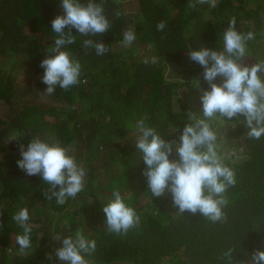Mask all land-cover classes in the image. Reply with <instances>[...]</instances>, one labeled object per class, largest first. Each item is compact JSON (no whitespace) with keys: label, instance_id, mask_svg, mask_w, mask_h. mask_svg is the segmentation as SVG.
Returning a JSON list of instances; mask_svg holds the SVG:
<instances>
[{"label":"trees","instance_id":"16d2710c","mask_svg":"<svg viewBox=\"0 0 264 264\" xmlns=\"http://www.w3.org/2000/svg\"><path fill=\"white\" fill-rule=\"evenodd\" d=\"M188 2L104 0L108 31L84 37L73 29L76 43L63 49L80 61V83L68 90L57 86L46 95L39 65L57 38L51 21L63 14L60 0H0V264H62L54 252L62 245L53 237L74 235L77 229L96 242L86 255L89 264H226L219 257L230 248L234 262L249 264L254 251H264V136L249 138L238 121L235 128L231 121L214 125L216 132L231 126L230 157L224 156L220 139L218 144L237 181L226 193L223 223L199 213L178 214L171 194L152 197L142 174L137 123L143 120L163 138L178 141L188 112L202 110L200 100L193 109L189 100L209 85L188 51L222 50L220 37L234 17L238 31L255 33L245 63L264 60V0H217L215 7L195 8ZM160 21L166 22L163 31H157ZM129 29L136 39L125 47L123 34ZM88 38L104 42L108 52L97 56L94 49L85 50ZM198 79L199 89L193 87ZM33 136L70 146L87 170L84 190L63 205L45 198L42 192L49 186L39 175L28 176L17 165L20 143L26 147ZM116 188L141 218L127 235L105 230L103 207ZM25 207L31 248L21 254L16 237L23 228L12 217Z\"/></svg>","mask_w":264,"mask_h":264},{"label":"clouds","instance_id":"9594fccd","mask_svg":"<svg viewBox=\"0 0 264 264\" xmlns=\"http://www.w3.org/2000/svg\"><path fill=\"white\" fill-rule=\"evenodd\" d=\"M198 4L215 7L217 0H189L188 7L195 8ZM103 5L104 0L100 3L96 0H60L63 14L51 21V29L57 38L39 65L44 70L41 80L47 85L46 95L54 94L57 86L68 90L80 83L81 63L72 52L63 49L76 43L73 29L84 37H98L108 31L111 24ZM165 27L166 22L160 21L157 31H163ZM220 38V51L205 46L188 51L190 61L203 68V80L209 88L202 90L200 96L202 110L188 112L179 140L163 138L155 127L146 125L143 120L137 123L138 135H135L136 147L145 164L142 174L152 197L169 193L178 214L199 213L212 223L227 220L224 211L228 205L226 193L237 182L234 169L225 164L219 152L215 123L231 121L235 128L238 121L247 129L249 138L258 140L264 136V60L251 65L245 63L247 43L255 38V33L238 31L233 17ZM135 39L134 29H129L123 34L122 44L131 46ZM83 48L94 49L97 56H103L109 50L104 42L92 38L83 40ZM193 87L200 88L199 79ZM240 116L244 119L240 120ZM20 156L19 169L28 176L39 175L49 186L42 192L46 199L55 197L56 202L63 205L68 198H75L84 190L87 170L77 163L70 146L33 136L26 147L25 143H20ZM112 197L103 207L105 230L127 235L130 229L139 226L141 218L125 203L119 188L113 191ZM12 219L23 228V234L16 237V242L20 253L27 254L32 233L28 224L29 210L26 207L20 209ZM53 241L61 242L62 246L54 252L62 264H89L86 255L96 249L95 240L86 238L81 229L74 235L57 234ZM234 250L228 249L219 259L226 264H243L234 262ZM46 255L48 259L52 258V253ZM249 264H264V251H254Z\"/></svg>","mask_w":264,"mask_h":264},{"label":"rangeland","instance_id":"374dc122","mask_svg":"<svg viewBox=\"0 0 264 264\" xmlns=\"http://www.w3.org/2000/svg\"><path fill=\"white\" fill-rule=\"evenodd\" d=\"M134 3L131 2L130 5H127L128 10H133L134 7ZM129 23V22H128ZM130 24V23H129ZM168 77L170 78L169 74ZM187 90L185 88L180 90V95L182 98H187L188 94L186 92ZM197 96L192 97L189 102L191 104L190 108H194V107H198L199 105V100H200V96H201V92H196ZM217 136L218 139H220V147L224 149V156L226 157H230L231 155V150L228 148V145L231 143V139H232V133H231V126H222L220 127V129L217 132Z\"/></svg>","mask_w":264,"mask_h":264}]
</instances>
